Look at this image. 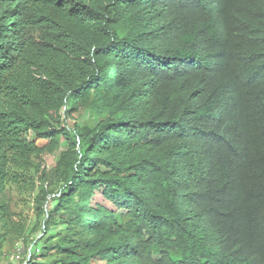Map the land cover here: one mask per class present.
I'll return each mask as SVG.
<instances>
[{"label":"trees","instance_id":"obj_1","mask_svg":"<svg viewBox=\"0 0 264 264\" xmlns=\"http://www.w3.org/2000/svg\"><path fill=\"white\" fill-rule=\"evenodd\" d=\"M2 261L264 264V0H0Z\"/></svg>","mask_w":264,"mask_h":264},{"label":"rangeland","instance_id":"obj_2","mask_svg":"<svg viewBox=\"0 0 264 264\" xmlns=\"http://www.w3.org/2000/svg\"><path fill=\"white\" fill-rule=\"evenodd\" d=\"M31 138V137H30ZM36 143H37V145H39V146H41V145H43L44 143H45V141H42V140H36ZM45 160H46V163H47V165H50L52 162H53V159H52V157H46L45 158ZM19 246V245H18ZM33 248L31 247L30 248V250H32ZM20 250H21V248H20ZM20 256H22L21 255V253H20ZM12 259V256H10V258H9V260H11ZM15 259L17 260V259H19V258H16L15 257ZM14 259V260H15ZM13 260V261H14ZM0 264H6L4 261H2Z\"/></svg>","mask_w":264,"mask_h":264},{"label":"built area","instance_id":"obj_3","mask_svg":"<svg viewBox=\"0 0 264 264\" xmlns=\"http://www.w3.org/2000/svg\"><path fill=\"white\" fill-rule=\"evenodd\" d=\"M16 258H20V252L18 251L15 255Z\"/></svg>","mask_w":264,"mask_h":264},{"label":"bare ground","instance_id":"obj_4","mask_svg":"<svg viewBox=\"0 0 264 264\" xmlns=\"http://www.w3.org/2000/svg\"><path fill=\"white\" fill-rule=\"evenodd\" d=\"M157 148V147H156Z\"/></svg>","mask_w":264,"mask_h":264}]
</instances>
